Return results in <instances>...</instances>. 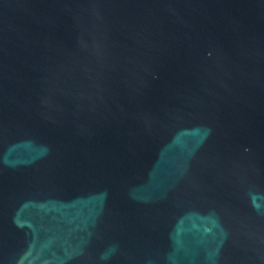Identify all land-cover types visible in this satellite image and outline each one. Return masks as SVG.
I'll return each instance as SVG.
<instances>
[{"label":"water","instance_id":"obj_1","mask_svg":"<svg viewBox=\"0 0 264 264\" xmlns=\"http://www.w3.org/2000/svg\"><path fill=\"white\" fill-rule=\"evenodd\" d=\"M0 264H264V0H0Z\"/></svg>","mask_w":264,"mask_h":264}]
</instances>
